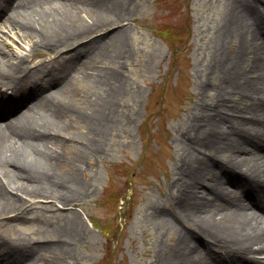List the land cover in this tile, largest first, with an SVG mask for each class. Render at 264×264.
<instances>
[{
    "label": "rangeland",
    "instance_id": "1",
    "mask_svg": "<svg viewBox=\"0 0 264 264\" xmlns=\"http://www.w3.org/2000/svg\"><path fill=\"white\" fill-rule=\"evenodd\" d=\"M57 1L70 4L53 0L54 4ZM78 9L80 24L96 18L87 2H80ZM126 17L125 55L109 45L105 58L97 52L95 67L84 62L83 54L73 57L71 44L60 46L61 54L45 47L31 54V43L14 38L12 32L6 34L8 28L0 30L7 49L26 53L37 76L60 71L68 75V91L53 84L40 90L39 98L51 91L46 102L62 96L75 108L60 120L70 139L63 140L49 171L69 182L76 193L63 203L61 187L54 184V195L27 199L17 207L16 217L0 220V234L17 242L62 238L56 253L63 257L60 264H156L171 250L182 259L183 254L198 259L202 252L193 250L196 243L205 254L195 239L175 247L182 228L172 215L177 209L180 167L184 160L199 156L187 144L185 133L195 132L210 105L226 110L230 117L241 113L239 92L226 105L217 97L224 88L219 77L223 70L234 68L241 43L251 44L250 52L242 54L235 66L244 83L253 66V46L264 45V40H258L264 35V0H131ZM39 62L43 64L36 65ZM116 68L121 82L111 84L100 78L102 71L111 73ZM260 81L259 96L264 97V77ZM114 86L113 115L97 139L87 114L97 112L96 101L110 96ZM36 100L32 98L31 106ZM39 110L47 121L53 120L48 106ZM18 112L12 113L14 117L21 115ZM98 143L96 150L93 145ZM247 154L255 155L253 149ZM202 180L214 182L217 192L226 184L218 167L205 171ZM242 192L239 185L233 195ZM222 198L213 197L212 221L223 220L234 209ZM47 256H51L48 251ZM211 260L210 264H220ZM33 262L47 264L45 259Z\"/></svg>",
    "mask_w": 264,
    "mask_h": 264
},
{
    "label": "bare ground",
    "instance_id": "2",
    "mask_svg": "<svg viewBox=\"0 0 264 264\" xmlns=\"http://www.w3.org/2000/svg\"><path fill=\"white\" fill-rule=\"evenodd\" d=\"M51 1L18 0L16 7H22L23 12L14 9L6 16H1L0 30L8 28L6 34L12 32L14 38L31 43V54L40 47L61 54L63 48L60 46L71 44L73 47L69 50L74 52L73 57L83 54L84 62L93 67L98 62L97 52L101 58H105L109 45H113L115 51L119 50L122 57L125 55L124 34L128 28L125 20L129 18L126 14L131 0H68L69 5L61 2L52 5ZM80 2H87L91 6L96 14L95 19L79 23L82 18L81 10L78 9ZM38 4L41 8L29 9ZM25 5L28 9L24 11ZM87 35L89 38L81 42L80 38ZM258 40H264V35ZM251 47V44L241 43L234 68L223 70L219 77L224 88H220L217 97L221 96L219 100L225 104L232 101L234 92H239L243 104L241 113L231 114L234 117H230L226 110L210 105L206 107L208 112L201 117L195 132L185 133L187 144L199 156L196 160H184L180 167L177 179L179 194L175 198L177 209L172 215L182 228L175 247L195 239L207 250V255L198 259H182L171 250L156 264H207L211 259L220 264H264V97L259 96L263 86L260 79L264 77V54L261 51L264 45L253 46V66L244 83L241 82L244 76L235 69L241 55L250 52ZM27 58L26 53L7 49L4 39H0V106H4V109L10 108L13 98H20L27 93L39 96L41 91L53 84L62 86L61 91H68L66 85L69 80L65 72L47 77L37 76V72L31 70ZM42 64L39 62L36 65ZM100 78L111 84L122 81L117 68L111 73L102 71ZM8 89L12 90L11 94H7ZM49 93L52 92L40 98L37 108L28 107L16 125L0 128V220L16 217L17 207L26 204L27 199L51 197L54 195V184L61 187L60 199L63 203H69L71 196L76 193L69 182L49 171L58 160V149L63 145V140L70 139L63 133L65 127H62L60 120L68 113H73L75 108H70L62 96H55L52 103L46 102V99H50ZM116 93L114 86L110 96H101L96 101L99 104L97 112L87 114L96 138L113 115V94ZM41 106H48L52 121L42 117V111L39 110ZM231 107L238 109L233 103ZM93 148L97 150L99 143ZM248 149H253L255 155H246ZM79 156L83 157V154L79 153ZM9 165L13 168L8 169ZM215 167L221 169L226 182L217 195H221L228 203L240 200L242 196H233L237 189L233 184L243 183L250 195L249 206H257L260 212L249 209L248 204L239 203L235 209L225 213L223 220H210L216 211L213 199L206 195L203 188L195 190L196 187H204L202 174ZM46 184H49V190ZM213 184L205 188L211 186V192H215L218 186ZM194 197L199 199L198 202ZM46 240L17 242L0 234V261L5 260L6 264H34L33 259H45L47 264H60L63 257L56 253L62 238ZM62 245L66 246V243ZM193 247L198 251V246ZM61 250L65 251L64 248ZM47 251L51 253L50 257Z\"/></svg>",
    "mask_w": 264,
    "mask_h": 264
}]
</instances>
